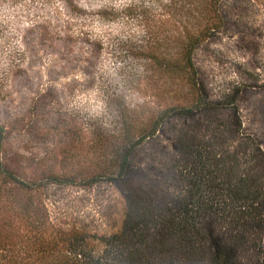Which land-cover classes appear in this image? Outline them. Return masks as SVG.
Wrapping results in <instances>:
<instances>
[{"label":"rangeland","instance_id":"1","mask_svg":"<svg viewBox=\"0 0 264 264\" xmlns=\"http://www.w3.org/2000/svg\"><path fill=\"white\" fill-rule=\"evenodd\" d=\"M243 178L264 192V0H0V264H126V208L156 229L183 204L195 254L145 264H215V239L260 264L264 207L231 199Z\"/></svg>","mask_w":264,"mask_h":264},{"label":"trees","instance_id":"2","mask_svg":"<svg viewBox=\"0 0 264 264\" xmlns=\"http://www.w3.org/2000/svg\"><path fill=\"white\" fill-rule=\"evenodd\" d=\"M187 65L190 67V69H193L195 66L192 63V60L189 59L186 61ZM206 106V105H205ZM170 112V111H169ZM168 111L164 113L158 120L155 122L153 129V133H156L160 127V123H164L165 120L169 118ZM137 144V143H136ZM140 145V142H139ZM136 145H132L131 147H126L121 155L119 156V172L117 175H115V178H112L116 181H123L130 175V166H131V156L135 152ZM8 174V178L12 179L13 181L17 180L16 177L13 175ZM250 183V180H246L245 178L241 179L239 182V186L233 187V195L231 196V199L234 201L236 200L237 203H241L240 206H242V203H248L247 207L243 205V209H251L250 212L254 211L255 205L257 207L263 206L264 207V192L261 190H254L255 196L253 199H251L249 196H247L246 191L248 188V185ZM20 184L24 187H28L26 183L20 182ZM133 195V194H132ZM250 199L248 202L247 199ZM248 199V200H249ZM142 200H146L144 198H141ZM247 201V202H246ZM148 202V201H147ZM147 202L145 204H147ZM139 201L135 199V202H132L131 204H137ZM151 206V204H150ZM133 205H129V207L125 210V219L122 222L121 227H118L117 232L113 233L112 239L113 243L116 245L115 250V256L118 255L121 261H125L128 264H145L148 263L149 259L147 256H158L162 255V253L166 251H170V253H173L175 255H178L179 252L182 253L187 261L191 259L190 254H195V251H192V248L198 245V236L199 232L197 226V218L200 216V210L191 208V205H181L177 212L180 217H174V220L177 219L179 222L175 223L173 220V217L170 216L171 220L165 219L163 223L164 226L156 227V229L152 228L151 222L147 221V224L138 223L142 220H148L146 215L140 214L138 217V221L134 222L133 217L136 214H133L131 211ZM168 210V208H167ZM191 210H194L192 212ZM192 212L193 214L190 215L189 213ZM249 212V213H250ZM184 214V215H183ZM185 216V217H182ZM160 224V221H159ZM203 228V227H202ZM154 230V231H153ZM206 230V228H205ZM161 231H164L163 233V239L159 240L154 245H151V243L156 242L155 239H157L155 233H160ZM154 232V233H153ZM202 233V232H200ZM137 236L138 239L135 237ZM151 242V243H150ZM215 254L213 255L214 263L215 264H231V259L235 254V251L238 248V243L235 246H228L226 247L224 245H221L217 239H215ZM239 242V241H238ZM123 246L121 247V245ZM125 247L127 250H121V248ZM238 251V250H237ZM190 253V254H189ZM198 254V253H197ZM180 255V254H179ZM201 256V254L197 255ZM80 257V254L75 255V262H68V264H98L94 260ZM183 257V256H182ZM126 258V259H125ZM126 263V264H127ZM264 264V253H261V263Z\"/></svg>","mask_w":264,"mask_h":264}]
</instances>
